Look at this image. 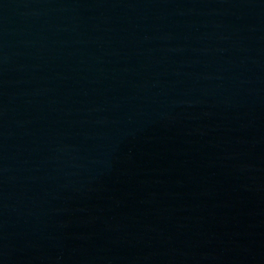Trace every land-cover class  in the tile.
Returning <instances> with one entry per match:
<instances>
[{
	"label": "water",
	"instance_id": "obj_1",
	"mask_svg": "<svg viewBox=\"0 0 264 264\" xmlns=\"http://www.w3.org/2000/svg\"><path fill=\"white\" fill-rule=\"evenodd\" d=\"M0 264H264V0H0Z\"/></svg>",
	"mask_w": 264,
	"mask_h": 264
}]
</instances>
